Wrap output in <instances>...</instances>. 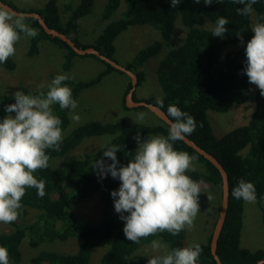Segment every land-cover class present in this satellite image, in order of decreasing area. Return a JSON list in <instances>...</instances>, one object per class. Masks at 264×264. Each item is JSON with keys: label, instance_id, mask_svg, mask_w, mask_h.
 <instances>
[{"label": "trees", "instance_id": "1", "mask_svg": "<svg viewBox=\"0 0 264 264\" xmlns=\"http://www.w3.org/2000/svg\"><path fill=\"white\" fill-rule=\"evenodd\" d=\"M120 2L108 0L102 18L109 20L119 8ZM94 4L95 0H80L76 5L66 4L65 12L68 16L65 20L61 17L58 0H47L43 8H34L29 12L40 13L48 26L68 35L77 46L94 47L115 61L114 42L120 33L137 25H151L159 30L161 39L141 48L124 66L137 75V87H140L145 79L144 63L157 55L163 47L169 48L156 69L163 90V96L160 97L163 106L157 104L155 97L138 99L134 94V99L157 105L166 114L168 106L175 105L195 118L197 128L187 137L220 161L229 180V204L218 238L217 254L222 264H257L259 260L264 259V247L253 250L241 245L244 201L235 199L232 190L240 179L255 185L256 203L261 210L264 224V96H261L259 88L254 92L250 91L251 83L244 73L246 47L239 48L241 44L246 45L254 35L251 31L253 23L264 22V0H258L253 5V13L248 16L237 14V9L243 5L233 3V0L211 5H205L203 0L199 4L193 3V0H183L175 8L172 7L171 0H125L126 9L122 16L108 22L92 42L85 43L79 39V20L91 13ZM221 16L229 20L226 25L228 31L223 38L212 35L216 21ZM27 20L38 35L30 38L26 55L30 58L35 56L41 49V42L49 40L64 50V69H69L73 58L80 54L61 38L46 33L37 18L28 17ZM177 20L186 28V34L184 42L179 47H173L172 38ZM84 56L97 58L106 68L86 81L76 82L68 79L63 82L72 85L75 100L82 90L99 84L106 75L118 70L94 54ZM16 61L12 56L6 63L0 64V67L6 71H14L18 66ZM120 73L128 76L125 72ZM55 76L56 74H52V79ZM128 78L126 94L132 86V81L129 76ZM17 91L39 94L23 84L12 93L0 91V120L8 115L4 110L5 106L15 103L14 93ZM43 91L46 93L47 90ZM126 94L123 99L124 107L130 110L132 108L126 105ZM250 100L254 101L255 106L247 123L220 136L214 133L208 118L209 110L226 112L234 104H244ZM70 111L71 109L61 110L59 105L53 106L54 114L62 121V132L70 122ZM159 120L154 124H132L125 120L85 121L71 128L63 136L60 151L46 149V154L50 157L49 166L34 173L38 180L45 181V196L41 198L36 189L29 188L21 200L22 206L34 208L39 214L30 221L13 222L11 231L0 233V246L8 249L10 263L21 261L20 245L23 240L31 247L71 238L79 240L76 251L41 250L31 258L32 264H88L92 251L104 243L107 248L99 264H147L151 256L140 252V249L152 240H159L167 246V251L159 255L187 246L186 229L176 236L168 232L158 233L141 239L139 243L127 240L123 232L125 221L119 218L120 214H113L111 211L114 205L111 192L118 190L120 181L113 179L110 174L100 178L97 170L92 168L96 160L103 159L105 163H111L103 156L104 148L111 145L120 147L117 151V167L126 165L134 157L138 147L135 139L138 132L141 141L153 133L166 137L169 125ZM104 134L111 135V139L103 147L87 152L82 157L73 158L61 166L50 164L51 159L75 149L85 138ZM173 146L176 150L185 151L196 158L199 162L196 170L186 174L197 181L202 179V185L214 188L222 201V175L218 168L184 140L173 142ZM95 196L99 198L102 214L98 221L92 222L77 212L76 207ZM218 215L217 213L214 217V226ZM212 233L213 230L199 243L202 253L198 264H218L211 249Z\"/></svg>", "mask_w": 264, "mask_h": 264}, {"label": "clouds", "instance_id": "2", "mask_svg": "<svg viewBox=\"0 0 264 264\" xmlns=\"http://www.w3.org/2000/svg\"><path fill=\"white\" fill-rule=\"evenodd\" d=\"M183 0H171L175 8ZM258 0H233L243 5L237 9L238 15L253 13V5ZM199 4L201 0H193ZM205 5L222 4L224 0H203ZM25 13L15 12L0 4V64H4L16 53L15 45L25 37H36L38 32L26 21ZM229 20L218 18L212 35L223 38L228 31ZM251 31L254 35L245 48L248 82L256 85L264 96V22L255 23ZM242 41V37H241ZM69 77L56 75L49 84L38 87L39 94L14 93L15 103L5 106L8 115L0 120V223H13L18 219L21 200L26 189H36L37 195L45 196V181L38 180L34 173L49 166L46 149L60 151L63 141L61 119L53 112V106L61 110H75L78 102L73 98L72 89L63 82ZM47 87L46 93L43 89ZM157 104L163 106V100L157 98ZM15 113V115H12ZM167 114L171 117L168 135L150 136L141 142L140 133L135 137L138 147L134 157L124 165L117 167L118 145L106 146L103 159L92 165L98 176L111 175L120 181L118 190H113L114 209L119 218L125 221L123 232L127 240L139 243L141 239L168 232L172 236L182 230L192 229L195 218L200 212L199 195L204 181L192 179L186 173L195 171V157L185 151L174 148L173 142L183 140L197 128L196 120L175 105H169ZM74 122L80 121L78 114L72 115ZM144 114L138 113L135 122L144 120ZM232 196L247 203L256 202V188L250 181L240 179L232 190ZM210 201L213 197L207 194ZM127 213V215H125ZM163 245L159 240L151 241L153 252ZM202 253L199 243L175 248L164 255H153L147 264H198ZM0 264H10L8 249L0 246Z\"/></svg>", "mask_w": 264, "mask_h": 264}, {"label": "rangeland", "instance_id": "3", "mask_svg": "<svg viewBox=\"0 0 264 264\" xmlns=\"http://www.w3.org/2000/svg\"><path fill=\"white\" fill-rule=\"evenodd\" d=\"M16 7L21 12H29L31 9H40L45 6L47 0H5ZM80 0H58L61 17L66 19L68 13L65 12V6L68 3L76 5ZM108 0H95L94 7L90 14L79 20V39L82 42L90 43L99 35L103 27L110 21L117 20L122 16L126 9L125 0H120V6L116 12L109 18L104 20L102 12ZM28 23V20L26 21ZM255 24V23H253ZM186 28L180 20L176 21V28L172 38V46L179 47L185 39ZM31 37L21 36L20 41L16 44V53L14 59L18 62V66L14 71H6L0 67V91L9 92L19 89V85L23 84L31 90L38 91L40 85H47L51 82L52 74H65L72 81H86L94 78L100 71L106 68V65L93 56L78 55L73 58L72 66L64 69V50L49 40L41 42V49L33 57L26 55L27 48ZM159 30L151 25H137L130 27L118 35L114 42L116 48L115 58L121 65H126L135 54L143 47L160 40ZM246 47L241 44L239 48ZM169 49V48H168ZM167 47H163L160 52L147 60L143 69L145 70V79L140 87H137L134 94L138 99L148 97L160 98L163 96L162 87L157 77V65L168 52ZM121 72V71H120ZM114 70L106 75L102 81L90 88L82 90L76 101L78 107L69 113L70 122L63 132V136L74 126L85 121L98 120L101 122L125 120L132 124H154L160 120L148 108L139 107L127 110L124 107V94L129 82L128 76ZM70 88L71 84L64 83ZM258 87L251 84L250 91L254 92ZM43 90H47L45 87ZM254 101L250 100L244 104H234L226 112L208 111V118L211 122L213 131L220 136L233 128L247 123L254 109ZM137 108V107H136ZM80 116L79 122L72 120L73 114ZM138 113L144 114V120L135 122ZM15 115V114H12ZM150 136H161L160 134H148L141 142L147 140ZM111 139V135L104 134L101 136H93L85 138L81 144L75 149L67 152L65 155L50 160V164L64 165L69 160L82 157L87 152H93L104 145ZM195 166L199 162L194 161ZM202 192L199 195L200 212L195 218L194 227L186 229V243L190 246L194 243H201L214 228L215 216L219 214L221 199L219 194L210 185H201ZM210 194L213 199L207 198ZM217 194V195H216ZM76 211L82 214L92 222H96L101 217V205L98 196H95L76 207ZM113 214H119L115 211L114 205L111 208ZM39 211L22 206L19 209V216L15 222H26L34 219ZM127 215V213H125ZM13 229L11 223H0V233L9 232ZM153 252L151 242L141 247L140 252L153 256L159 255L167 251L166 244ZM241 245L249 249H257L264 247V224L262 221V213L257 203H247L244 201L243 227L241 234ZM79 247V240L71 238L66 241H55L50 243H41L37 247H31L28 242L23 240L20 245L22 253L21 261L10 264H32L31 258L37 255L41 250H56L61 252H74ZM107 248V244L97 246L91 253L88 264H99L102 254Z\"/></svg>", "mask_w": 264, "mask_h": 264}, {"label": "water", "instance_id": "4", "mask_svg": "<svg viewBox=\"0 0 264 264\" xmlns=\"http://www.w3.org/2000/svg\"><path fill=\"white\" fill-rule=\"evenodd\" d=\"M0 4L6 5L9 9H11L15 12H21V11L17 10L16 8L12 7L11 5H9L8 3L3 2L2 0H0ZM21 13H25L28 17L37 18V20L39 21L40 25L43 27V29L45 30L46 33L61 38L63 41L67 42L74 49V51L77 52L78 54H80V55L94 54V55L98 56L100 59H102L103 61H105V62L109 63L110 65H112L113 67H115L116 69H118L122 72H125L130 77V79L132 81V86L129 89L128 93L126 94V105H127V107L135 108V107L144 106V107L148 108L149 110H151L157 116V118L165 121L168 125L170 124L171 118L159 106L154 105L152 103H149L145 100L136 101L134 99V92H135L137 85H138V77L133 71L129 70L124 65L119 64L117 61L101 54V52L94 47L83 48V47L77 46L76 43L68 35H66L65 33L59 32L58 30L48 26L40 13H38V12H21ZM183 140L188 145L193 147L197 152H199L201 155H203L206 159L211 161L218 168V170L221 172V175H222V184H223V186H222V191H223L222 201L220 204L219 215H218L217 221L215 223V226L213 228L212 239H211L212 253L214 254L218 264H222L220 257L217 254V245H218V238L220 236V233H221V230H222L225 218H226V214H227V210H228V204H229L228 174H227V171L225 170V168L223 167V165L220 163V161L216 157H214L212 154H210L205 149L200 147L198 144H196L194 141H192L187 136ZM262 263H264V259L259 260L257 262V264H262Z\"/></svg>", "mask_w": 264, "mask_h": 264}]
</instances>
